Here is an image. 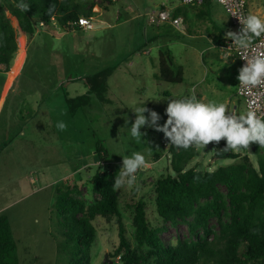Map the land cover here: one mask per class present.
Masks as SVG:
<instances>
[{
	"label": "rangeland",
	"instance_id": "1",
	"mask_svg": "<svg viewBox=\"0 0 264 264\" xmlns=\"http://www.w3.org/2000/svg\"><path fill=\"white\" fill-rule=\"evenodd\" d=\"M263 1L248 0V12L264 19ZM79 2L83 7L95 6L93 31L66 32L50 25L38 29L31 38L23 36L21 41L15 19L0 0L18 43L10 71L0 72V215L9 218L20 264H69L73 244L67 245L66 229L57 215V189L77 184L81 198L89 203L97 198L91 178L100 167L96 152L99 143L108 151L106 162L113 167L136 152L143 154L149 165L137 173L133 186L118 190L129 236L134 231L132 206L140 199L147 203L150 223L159 225L153 183L174 172L164 156L162 132L145 126L140 129L142 137L131 135L135 108L144 105L156 111L163 125L169 100L194 94L204 103H225L231 113H246L231 73L236 65L210 58L222 57L210 41V22L224 33L231 31L230 17L217 0L196 7L182 6L180 0ZM176 6L186 18V34L169 23L149 24L150 13ZM167 51L175 68L183 70L181 83L157 78L160 57H167ZM108 67H116L108 79L109 102L92 96L87 107L72 114L66 98L86 95L89 88L84 80ZM58 122L66 127L58 129ZM224 143L222 139L204 149L194 147L195 157L188 169L197 165L201 171L214 172L237 163L239 160L214 158ZM232 151L247 155L255 167L260 156L264 159V147L255 142L249 149ZM155 155H159L158 160ZM94 225L97 237L91 248V264H106V256L112 264H121L118 258H111L119 243L116 224L97 217ZM211 225L217 231V223L212 221ZM178 236L189 238L185 224L168 226L162 235L172 244Z\"/></svg>",
	"mask_w": 264,
	"mask_h": 264
},
{
	"label": "trees",
	"instance_id": "2",
	"mask_svg": "<svg viewBox=\"0 0 264 264\" xmlns=\"http://www.w3.org/2000/svg\"><path fill=\"white\" fill-rule=\"evenodd\" d=\"M21 2L29 5L28 11L17 7ZM4 3L17 23L21 41L24 37H33L40 23L50 26L51 19L55 18L64 27L82 16H93L95 7H83L79 0H4ZM50 5H55L51 14ZM181 13L179 9L174 15ZM218 40L221 46L223 41ZM17 51L15 30L0 7V72L10 71ZM166 54L167 57H160L158 80L183 82L182 68H175L171 53ZM115 70L116 67H108L86 78L88 93L66 98L72 114L87 107L92 96L100 102H109L108 79ZM225 147L226 143L222 144L214 158L239 161L212 172L201 171L197 165L188 169L195 157L194 147L185 150L171 146L169 160L174 175H162L153 183L154 205L160 223L156 227L150 223L147 203L140 199L132 206L134 231L130 237L123 221L119 193L113 190L122 164L114 167L108 164V151L97 144L100 167L91 178L92 191L97 198L90 203L81 198L77 184L57 189V215L66 229L67 245L73 244V248H69V264H91L97 217L116 224L119 243L111 258H118L121 264H264V159L260 156L255 167L247 155L224 152ZM155 158L158 160L159 155ZM104 165L107 167L102 168ZM212 221L217 223V231ZM179 224L187 226L189 238L178 236L176 243H168L162 235L168 226ZM0 264H20L9 218L2 214Z\"/></svg>",
	"mask_w": 264,
	"mask_h": 264
},
{
	"label": "clouds",
	"instance_id": "3",
	"mask_svg": "<svg viewBox=\"0 0 264 264\" xmlns=\"http://www.w3.org/2000/svg\"><path fill=\"white\" fill-rule=\"evenodd\" d=\"M220 2L223 3L224 0ZM17 7L24 12L29 9V5L23 2ZM54 10L55 5H50L49 14ZM237 17L242 25L241 30L238 33L227 31L225 39L233 41L230 46L234 45L237 49L247 52L253 48L254 38L264 35V19L252 13ZM241 57L246 60V64L239 70L237 77L240 90L251 92L253 88L264 85V52ZM133 111L136 114L135 121L130 127L133 137H142L140 129L147 126L162 132L170 142L169 145L185 150L190 147L204 149L209 143H219L222 139L226 140V147L222 149L224 152L249 149V145L254 142L264 147V116L257 115V111L252 108L237 115L229 112L225 103H204L197 100L193 94L184 99L169 100L165 110L167 120L163 125L159 124L160 115L144 105ZM146 112L147 117L144 115ZM56 127L63 130L66 125L58 122ZM148 166L145 156L139 152L133 153L130 157H123L113 190L133 186L137 173Z\"/></svg>",
	"mask_w": 264,
	"mask_h": 264
},
{
	"label": "built area",
	"instance_id": "4",
	"mask_svg": "<svg viewBox=\"0 0 264 264\" xmlns=\"http://www.w3.org/2000/svg\"><path fill=\"white\" fill-rule=\"evenodd\" d=\"M206 0H180V4L182 6H201L205 3ZM217 2L223 6L226 13L230 17L231 23V31L239 32L242 28V25L239 22L237 16H246L249 14L248 12V0H224L223 3L220 0ZM264 4V1H263ZM236 15V16H235ZM94 17H86L82 16L76 22H70L66 26L62 27L58 24L55 18L51 19V24L54 27H61L66 32H75L77 29H80L83 32H90L93 31L95 25L93 23ZM164 23H169L174 28L183 32L184 28V19L181 17H175L172 10L161 9L160 11H154L149 14V24L150 25H162ZM49 27L44 23H40V30ZM233 44L231 39H224V42L221 46H219V51L222 54V57L225 60H237L240 63V68H242L246 64V60H244L241 56L247 55L251 56L258 52H264V35H261L258 38H254L253 40V48L247 52H244L240 49H237ZM230 46V48H229ZM229 48V49H228ZM228 49V50H227ZM240 98L244 100L246 112L252 108L257 111V115L264 116V85L257 86L251 90V92L240 90V82L238 84L237 93ZM234 114H237V111H233ZM238 115V114H237ZM169 141L162 136V145L166 150L164 156L168 159L171 158V145H169Z\"/></svg>",
	"mask_w": 264,
	"mask_h": 264
},
{
	"label": "crops",
	"instance_id": "5",
	"mask_svg": "<svg viewBox=\"0 0 264 264\" xmlns=\"http://www.w3.org/2000/svg\"><path fill=\"white\" fill-rule=\"evenodd\" d=\"M208 1H210V0H208ZM208 1H206V2H208ZM205 4V3H204ZM203 4V5H204ZM182 10L180 7H177L176 6V8L174 7L173 9H171L172 11H173V13L175 14V12L177 11V10ZM187 12H189V11H187ZM186 12V13H187ZM98 15V14H97ZM99 16V15H98ZM177 17H181V18H183L184 19V23H185V21H186V18H184L183 16H181V15H179V16H177ZM211 23V26H212V33H213V36H212V39L210 40L211 41V43L213 44V46L215 47V49H218L219 50V40L218 39H220L221 41H223L224 42V39H225V35H226V33H224L223 31H221L222 29L216 24V23H213L212 21L210 22ZM185 28V27H184ZM185 30H186V28H185ZM185 30L183 31V32H181V33H183V34H186V32H185ZM222 42V43H223ZM220 45H222V44H220ZM219 53H220V51H219ZM211 58V60H214V58H218L219 60H223V61H226V63H228V64H235L236 65V67H234L233 69H232V71H231V73H233V75H235V87L237 88L238 87V84H239V80L237 79V77H238V75H239V70L241 69L240 68V63L237 61V60H225L223 57H210ZM213 64H214V62H213ZM227 86L228 87H230V84H227ZM237 90V89H236ZM236 93H237V91H236ZM155 157V156H154ZM156 159V158H155ZM157 160V159H156Z\"/></svg>",
	"mask_w": 264,
	"mask_h": 264
},
{
	"label": "water",
	"instance_id": "6",
	"mask_svg": "<svg viewBox=\"0 0 264 264\" xmlns=\"http://www.w3.org/2000/svg\"><path fill=\"white\" fill-rule=\"evenodd\" d=\"M216 144V143H215ZM210 148V147H209ZM104 263H106V264H112V261H109L108 260V257L106 256L105 257V260H104Z\"/></svg>",
	"mask_w": 264,
	"mask_h": 264
}]
</instances>
